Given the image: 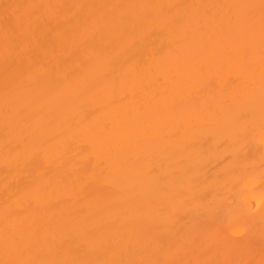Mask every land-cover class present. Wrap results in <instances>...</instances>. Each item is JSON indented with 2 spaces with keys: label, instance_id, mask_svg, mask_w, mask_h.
I'll use <instances>...</instances> for the list:
<instances>
[{
  "label": "bare ground",
  "instance_id": "bare-ground-1",
  "mask_svg": "<svg viewBox=\"0 0 264 264\" xmlns=\"http://www.w3.org/2000/svg\"><path fill=\"white\" fill-rule=\"evenodd\" d=\"M261 4L0 0V262L264 264Z\"/></svg>",
  "mask_w": 264,
  "mask_h": 264
},
{
  "label": "snow or ice",
  "instance_id": "snow-or-ice-1",
  "mask_svg": "<svg viewBox=\"0 0 264 264\" xmlns=\"http://www.w3.org/2000/svg\"><path fill=\"white\" fill-rule=\"evenodd\" d=\"M3 16L5 20H14V28L12 31L15 33V30H23L25 26H30L33 22V17H37L36 12L34 11L35 5H22L19 3L16 4H7L3 6ZM262 18H264V0L261 4ZM38 18V17H37ZM22 35V32H21ZM242 133L246 134L249 130L242 129ZM261 143L264 144V124L261 125L260 129ZM0 264H12V262L3 261ZM17 264H26V262H17Z\"/></svg>",
  "mask_w": 264,
  "mask_h": 264
}]
</instances>
